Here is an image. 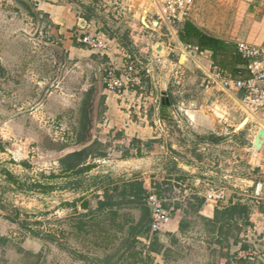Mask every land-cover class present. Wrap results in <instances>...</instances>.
I'll return each mask as SVG.
<instances>
[{
    "label": "crops",
    "instance_id": "crops-1",
    "mask_svg": "<svg viewBox=\"0 0 264 264\" xmlns=\"http://www.w3.org/2000/svg\"><path fill=\"white\" fill-rule=\"evenodd\" d=\"M18 1L26 9L31 2L65 53L92 52V61L122 69V53L127 51L140 64L142 84L153 89L149 95L140 92L142 86L112 92L102 73L105 121L89 123L82 147L95 139L110 144L108 154L94 159L89 171L66 178L75 196L64 203L65 247L70 250L65 264H201L200 258H207V264H264V197H257L262 184L245 173V128L258 119L260 110L245 105L242 90L223 84V76L230 75L213 67L211 53L189 50L158 0H80L83 8L67 0ZM103 1L111 10L102 11ZM88 8L90 21L82 17ZM143 16L146 22L157 20L156 28H146ZM188 21L225 43L264 48V0H195ZM6 26L0 31L1 37L8 36L0 40V90L4 94L5 84L13 83V94L24 76L11 68L23 63L29 52L19 47L20 37H9L16 27ZM84 33L107 40V54L82 47L78 37ZM205 82L207 88L201 89ZM119 100L133 103L134 114L141 117L131 116ZM259 129L253 137L247 135L251 147ZM110 131L113 137L121 135L111 140ZM210 189L222 190L226 202L206 200ZM151 193L160 197L170 215L157 233L151 230L147 204ZM234 204L248 207L250 225L236 237H219L215 210ZM1 253H7V264H42L38 251Z\"/></svg>",
    "mask_w": 264,
    "mask_h": 264
},
{
    "label": "rangeland",
    "instance_id": "rangeland-1",
    "mask_svg": "<svg viewBox=\"0 0 264 264\" xmlns=\"http://www.w3.org/2000/svg\"><path fill=\"white\" fill-rule=\"evenodd\" d=\"M107 2L101 3L102 11L110 8ZM29 6L26 9L18 0H0V31L7 23L16 27L9 37H20L19 47L29 52L23 56V63L11 68L14 74L24 76L19 83L21 88H16L13 97L9 89L14 90L15 84H5L4 94L0 90V264H7L4 257L7 253L1 252L16 253L27 249L41 252L42 264H50V259L65 264L69 249H66L64 239V203L75 194L67 189L66 177H48L60 173L58 160L62 156L82 147L75 144L83 120L81 109L89 111L91 123L105 121V110L99 106V100L103 88L102 73L109 66L92 61V52L90 55L65 53L59 42L56 44L51 38L47 20L36 13L31 2ZM152 20L150 18L149 22ZM6 37L0 36V40H6ZM207 86L205 82L201 89ZM151 90L143 83L140 92L149 95ZM117 103L128 107L131 116L141 117L134 114L133 103L127 100ZM259 127L264 129V109L258 112V119L245 128V173L248 172L249 177L257 176L262 184L257 197L263 198L261 167L264 171V161L259 163L258 160H264V144L259 151H253L248 142ZM250 133L252 137L246 140ZM64 145L67 147L62 149ZM3 171L11 173L22 186L8 182ZM35 183L50 185L51 189L45 192L42 188H31ZM14 255L18 261L17 254ZM200 261L201 264L208 263L207 258H200Z\"/></svg>",
    "mask_w": 264,
    "mask_h": 264
},
{
    "label": "trees",
    "instance_id": "trees-1",
    "mask_svg": "<svg viewBox=\"0 0 264 264\" xmlns=\"http://www.w3.org/2000/svg\"><path fill=\"white\" fill-rule=\"evenodd\" d=\"M68 3L79 5L83 8L80 0H67ZM86 13L82 14V17L86 21H90V11L88 8ZM178 26V36L180 41L190 47H193L197 52L208 51L211 53L212 65L216 70L226 71L233 79L247 78L249 76L247 65L249 60L244 59L238 52L235 45L230 43H225L223 40L217 39L215 37L209 36L199 30L190 21H185L182 24H177ZM124 44V43H123ZM82 45V44H81ZM83 46V45H82ZM87 97L90 98L89 94ZM106 97L102 95L99 100V106L106 110L105 106ZM83 120L81 122V127L76 133L75 144L81 145L85 144L88 139V127L90 123L89 111L87 109H81ZM102 112H100V115ZM109 139L120 137L121 133L115 134L110 131ZM113 137V138H112ZM110 141L103 146L97 139H95L90 145L84 146L78 150L68 152L62 156L58 162L60 165V173L58 175H50L48 178L57 177H79L85 172L92 168V161L99 157H105L108 154L106 150L109 147ZM67 147L64 145L62 149ZM5 174V179L8 182L22 186L11 173L3 171ZM80 184V183H78ZM31 188H42L43 191L48 192L51 189L50 185H45L41 183H35ZM249 209L246 205L234 204L223 209L215 210V222L219 223L218 236L222 237L224 234L239 235L242 232V228L249 226L248 221ZM240 223V224H239ZM242 224V225H241ZM242 226V227H241ZM219 244L221 241L219 240Z\"/></svg>",
    "mask_w": 264,
    "mask_h": 264
},
{
    "label": "built area",
    "instance_id": "built-area-1",
    "mask_svg": "<svg viewBox=\"0 0 264 264\" xmlns=\"http://www.w3.org/2000/svg\"><path fill=\"white\" fill-rule=\"evenodd\" d=\"M165 19L172 25L182 24L187 21L195 0H158ZM78 42L89 47L100 55L107 54L110 44L107 40L93 34H81ZM237 52L249 60L247 78L233 79L228 75L223 76L225 86H232L244 92L245 105L253 110L264 109V48H256L247 43H238ZM261 56V58H258ZM123 66L118 69L109 66L105 70L104 82L107 90L124 93L129 89H139L142 86L139 63L134 57L124 51L122 53ZM160 125V121L158 122ZM160 127V126H159ZM206 200L216 203H225L227 197L222 190L210 189ZM147 204L151 208V230L157 233L170 221V215L163 206V202L155 193L147 197Z\"/></svg>",
    "mask_w": 264,
    "mask_h": 264
},
{
    "label": "water",
    "instance_id": "water-1",
    "mask_svg": "<svg viewBox=\"0 0 264 264\" xmlns=\"http://www.w3.org/2000/svg\"><path fill=\"white\" fill-rule=\"evenodd\" d=\"M142 24L148 28V29H155L156 26L158 25V21L154 20L153 22H146L145 21V17H142ZM80 25H85V20L81 19L80 20ZM167 100V99H165ZM162 104H164V99L162 100ZM247 119H245V121H243L240 125H238L235 129V131H238L239 129H241L246 123H247ZM264 144V129L261 128L259 129V131L257 132L254 141H253V145H252V149L255 151H259L262 146ZM151 210V208H150Z\"/></svg>",
    "mask_w": 264,
    "mask_h": 264
}]
</instances>
